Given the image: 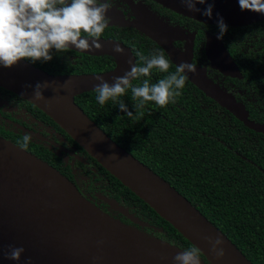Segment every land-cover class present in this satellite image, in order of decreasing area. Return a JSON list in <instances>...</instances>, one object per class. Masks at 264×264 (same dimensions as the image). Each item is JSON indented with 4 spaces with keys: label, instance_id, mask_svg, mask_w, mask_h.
<instances>
[{
    "label": "water",
    "instance_id": "1",
    "mask_svg": "<svg viewBox=\"0 0 264 264\" xmlns=\"http://www.w3.org/2000/svg\"><path fill=\"white\" fill-rule=\"evenodd\" d=\"M156 1L208 24L218 25L220 17L227 26L264 20V15L242 11L238 0H208L206 4L196 5L204 10L213 4L212 18L189 12L179 0ZM145 13L148 15L142 18L143 22L140 19L132 25L161 45L175 65L182 61L193 63V36L168 26L150 12ZM218 34L207 36L208 59L225 75L240 77L237 64L222 39L217 38ZM179 38H187L184 49L174 45ZM98 42L100 48L93 45L86 51L72 50L109 55L115 59L114 68L98 73L54 75L22 59L12 68L0 66V86L52 117L112 175L199 247L208 261L201 258L202 264H254L185 195L113 140L76 102L78 95L94 91L99 82L97 77L111 82L112 77L122 76L130 68L129 60L136 62L133 51L122 41L100 37ZM116 45L123 49L122 54L112 51ZM196 67L197 73H188V79L197 88L247 127L264 134V124L251 120L243 103L214 82L205 67ZM37 83L47 84L42 90L44 100H36L33 95ZM217 236L225 240L227 255L222 260L213 257L205 239ZM10 245L25 249L20 261L6 258ZM181 251L106 213L83 196L57 168L0 136V264H175L173 257Z\"/></svg>",
    "mask_w": 264,
    "mask_h": 264
},
{
    "label": "trees",
    "instance_id": "2",
    "mask_svg": "<svg viewBox=\"0 0 264 264\" xmlns=\"http://www.w3.org/2000/svg\"><path fill=\"white\" fill-rule=\"evenodd\" d=\"M237 39H225L226 45L249 77L246 60L234 52ZM69 51L76 53L77 61L69 64L61 59V73H98L116 65L109 55ZM145 52L140 54L151 55ZM171 63L174 70L176 65ZM33 64L45 66L41 61ZM158 78L159 74H154L152 82ZM95 96V91L86 92L78 95L76 102L113 140L185 195L254 264H264L263 134L248 128L189 79L175 103L163 108L150 103L135 119L128 118L111 101L99 105ZM122 99L135 114L130 93ZM250 118L264 122L259 107L252 109ZM116 184L120 193L140 201L146 217L157 219L153 222L166 233L159 239L181 250L194 246L119 179ZM200 258L208 263L201 252Z\"/></svg>",
    "mask_w": 264,
    "mask_h": 264
},
{
    "label": "flooded vegetation",
    "instance_id": "3",
    "mask_svg": "<svg viewBox=\"0 0 264 264\" xmlns=\"http://www.w3.org/2000/svg\"><path fill=\"white\" fill-rule=\"evenodd\" d=\"M110 2L111 9L107 13L110 17L109 25L101 37L122 41L131 48L136 56V62L137 54H143L144 51L149 54L162 51L166 53L155 40L132 25L148 15L145 12H150L168 26L193 36V63L205 67L214 82L243 103L249 111V118L255 107H259L261 113L264 114V20L244 26H227L229 29L223 35L222 41L241 72L240 77H234L225 75L214 68L205 51L207 36L219 33L217 25L184 16L156 0H110ZM247 28L249 30H245ZM234 37L242 39L235 41L237 49L234 52H238L239 56L246 60L249 66V77L245 75L244 69L234 58L233 51L226 45L225 39ZM186 44L187 38L174 41V45L181 49H184ZM71 51L78 52L72 49ZM52 56L53 59L43 62L45 66L40 68L54 75L75 74L73 72L61 73L59 70L61 59L72 64L77 61L76 53L70 51L57 53L53 50ZM259 118L262 119L260 116ZM254 121L264 124V122ZM25 134L32 137L27 151L57 168L77 186L83 196L106 213L150 236L163 239L166 237L163 228L153 222L157 219H152L151 216L146 217L141 212L140 201L120 193V189L116 187L118 179L52 117L32 102L0 86V136L18 145V141ZM111 202L116 203V206ZM120 208L126 210L127 213Z\"/></svg>",
    "mask_w": 264,
    "mask_h": 264
},
{
    "label": "clouds",
    "instance_id": "4",
    "mask_svg": "<svg viewBox=\"0 0 264 264\" xmlns=\"http://www.w3.org/2000/svg\"><path fill=\"white\" fill-rule=\"evenodd\" d=\"M189 12H199L212 18L213 4L201 10L197 4H206L208 0H179ZM242 11H252L264 15V0H238ZM111 9L110 0H0V66L12 68L22 59L32 63L48 62L53 59L52 51L66 53L75 48L86 51L98 42L108 28ZM218 39L227 32V25L222 17L218 20ZM91 41V43H90ZM122 54L123 49L116 45L112 49ZM130 68L122 76L112 77L109 82L97 77L94 86L95 99L103 106L111 101L130 119H135L141 110L150 103L158 107H166L175 103L186 86L188 73L196 74L194 63L182 61L172 68L171 61L163 52H153L150 56L140 54V62L128 61ZM154 74H159L156 82H152ZM31 87V86H30ZM47 84L37 83L34 89L36 100H44L43 89ZM130 93L135 114L128 109L124 99ZM32 140L25 134L18 146L27 150ZM210 252L216 260L226 255L225 240L217 236L205 237ZM25 252L23 247L9 246L6 258L20 261ZM200 248L189 247L178 252L173 260L175 264H202Z\"/></svg>",
    "mask_w": 264,
    "mask_h": 264
}]
</instances>
